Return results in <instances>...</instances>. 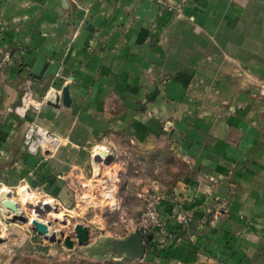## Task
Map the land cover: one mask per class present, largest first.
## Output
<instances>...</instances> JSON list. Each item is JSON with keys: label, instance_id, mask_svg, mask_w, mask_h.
<instances>
[{"label": "crops", "instance_id": "1", "mask_svg": "<svg viewBox=\"0 0 264 264\" xmlns=\"http://www.w3.org/2000/svg\"><path fill=\"white\" fill-rule=\"evenodd\" d=\"M169 1L0 0V187L70 207L95 145L115 159L171 153L188 170L163 189L154 249L172 263L264 264V0ZM66 86L69 105L10 111L27 89ZM31 122L67 143L30 153Z\"/></svg>", "mask_w": 264, "mask_h": 264}, {"label": "rangeland", "instance_id": "2", "mask_svg": "<svg viewBox=\"0 0 264 264\" xmlns=\"http://www.w3.org/2000/svg\"><path fill=\"white\" fill-rule=\"evenodd\" d=\"M102 151L107 157L113 156L107 150H100ZM131 151L133 152L114 159L113 166L118 173L116 196L119 205L116 208L107 206L103 200L102 186L94 183L96 180L92 178V174L79 184L76 189L78 197H75L78 198V203L75 202L70 207H64L49 197L30 191L40 199H37L39 206L50 207L49 210L43 208L45 211L39 216L29 206L27 196L30 194L23 187L15 190V197L8 192L28 221H13L15 215L0 205V264H181L165 260L163 248L154 249L152 240H148L146 255L140 259L114 249L115 240L139 232L138 223L147 193L157 186L164 190L173 188L188 170L186 163L171 153L159 157L147 154L144 157ZM101 182L105 188V197L112 198L108 185L104 180ZM84 183H88L91 189L87 190ZM2 191L7 190H0ZM83 193L93 203L85 202ZM86 193L89 195L86 196ZM33 214L61 234L56 238L59 240L50 242L39 235L30 223ZM79 223L90 228V240L85 245L78 243L75 227ZM67 237L75 240L73 247L65 243Z\"/></svg>", "mask_w": 264, "mask_h": 264}, {"label": "built area", "instance_id": "3", "mask_svg": "<svg viewBox=\"0 0 264 264\" xmlns=\"http://www.w3.org/2000/svg\"><path fill=\"white\" fill-rule=\"evenodd\" d=\"M157 3L159 5L166 6L169 9L173 8L172 3L169 0H157ZM85 7L86 6H83V8ZM62 92V89H53L49 91L44 98L36 99L33 91L27 89L22 95L21 102L15 107L10 108V111L14 112L20 118H24L29 110L34 109L36 111H39L45 105L49 104V97L52 93L56 94L54 101L56 103L60 102L62 99ZM24 143L26 149L30 153L37 155L43 152L54 154L61 146L65 145L67 142L66 138L56 131L51 130L43 125L31 122L26 129ZM100 150H107L113 155L111 149L107 145L98 144L93 147L91 162L92 178H95L94 180L96 181H94V183L96 185L102 186V196L107 206H109L110 208H116L119 205V201L116 196L118 173L113 166L115 162L108 163L109 157L99 153ZM101 180H104L106 185H108V189L112 192V198L105 197V188ZM84 186L87 190L91 189V187L88 186V183H84ZM23 187L33 192L28 185H25ZM0 190H9L14 197L15 190L18 191L17 188L8 186H1ZM83 195L84 193L82 194V197L84 198L85 202L93 203V200L91 198L84 197ZM85 195L88 196L89 193H86ZM166 197V192L158 186L147 193L145 198V206L138 223V231L143 237L153 235L157 231H161L167 226L169 218L163 216L159 210L160 203ZM176 218L178 222L185 221L184 217L178 216Z\"/></svg>", "mask_w": 264, "mask_h": 264}, {"label": "water", "instance_id": "4", "mask_svg": "<svg viewBox=\"0 0 264 264\" xmlns=\"http://www.w3.org/2000/svg\"><path fill=\"white\" fill-rule=\"evenodd\" d=\"M56 94L52 93L49 97V104L55 105L57 104L55 100ZM62 101L65 105H69L71 103V97L69 93V87H65L62 92ZM111 154V153H110ZM112 155V154H111ZM114 157L110 156L108 163L114 162ZM45 209L49 210L50 207H45ZM45 209H42L41 212H44ZM13 221H24L27 222L28 219L26 217L21 218H14ZM34 228L38 232L39 235L45 237L50 242H55L59 239L48 238L47 234L51 232V225L45 221L42 220H35L34 221ZM78 243L81 245H85L90 240V228L88 226H85L83 224H77L75 227ZM153 235H148L146 237H143L139 232H133L128 237L124 239H117L114 241V249L119 253H124L127 256H130L134 259H140L143 258L146 255L147 251V242L148 240H152ZM65 243L69 247H73L75 245V240L71 237H67L65 240Z\"/></svg>", "mask_w": 264, "mask_h": 264}, {"label": "bare ground", "instance_id": "5", "mask_svg": "<svg viewBox=\"0 0 264 264\" xmlns=\"http://www.w3.org/2000/svg\"><path fill=\"white\" fill-rule=\"evenodd\" d=\"M99 153L103 154V151L99 152ZM8 192H10V191L7 190V191L0 192V205L3 207L4 210H7L8 212L9 211L12 212L15 215V218L24 217L23 213L19 210L16 203L11 199V196ZM27 200H28L29 206L32 209H34L36 214H38V216H39V214H41L39 211H41L45 207L39 206L38 205L39 201L31 195L27 196ZM36 214H33L34 216H33V218H31V221H30L31 224H34L35 220H40ZM60 236H61V234H59L57 231H55L52 227H51V232L49 234H47L48 238H53V237L58 238Z\"/></svg>", "mask_w": 264, "mask_h": 264}]
</instances>
